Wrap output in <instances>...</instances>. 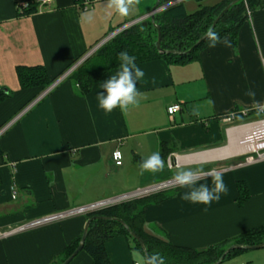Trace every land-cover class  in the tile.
I'll return each instance as SVG.
<instances>
[{
	"label": "crops",
	"instance_id": "0c3cea01",
	"mask_svg": "<svg viewBox=\"0 0 264 264\" xmlns=\"http://www.w3.org/2000/svg\"><path fill=\"white\" fill-rule=\"evenodd\" d=\"M156 1L139 0L121 17L107 7L108 0H92L86 11L72 0H54L48 10L29 15H18L15 0H0V92L9 96L0 103V128L42 91L21 90L16 67L42 66L54 78L111 32L146 19ZM223 1L182 4L192 14L200 6ZM135 64L144 77L136 82L137 103L127 110L106 114L98 107L102 82L82 95L73 79L66 78L0 135V264H50L82 234L87 219L86 213H77L16 230L19 227L141 184L173 180L181 168L221 173L227 195L205 212L203 205L181 200L185 189L172 185L162 190L165 201L144 208L148 234L203 249L264 226V159L227 168L237 163L241 152L229 144L230 134L239 139L235 127L246 119L224 121L236 111L264 105V9L249 13L235 44L224 37L184 65L162 59ZM173 105L180 109L169 115ZM164 146L169 150L162 158L164 169L155 175L143 171L140 162ZM116 150L120 165L112 159ZM132 167L139 168V175L127 185L124 174ZM201 182L210 183V178ZM238 186L246 196L241 204ZM104 247L110 264H142L143 255L132 250L123 235L106 240ZM91 262L80 251L69 264ZM220 264H264V248L245 250Z\"/></svg>",
	"mask_w": 264,
	"mask_h": 264
},
{
	"label": "trees",
	"instance_id": "16d2710c",
	"mask_svg": "<svg viewBox=\"0 0 264 264\" xmlns=\"http://www.w3.org/2000/svg\"><path fill=\"white\" fill-rule=\"evenodd\" d=\"M72 1L74 4L81 5L84 0ZM170 1L172 0H159L157 7L159 8ZM196 1L199 2L201 0ZM232 1L233 0H224L219 4L209 7L200 6L199 9L192 14H187L185 12L182 2L169 6L155 13L153 22L147 17L143 21L137 22L118 33L114 38L106 42L88 57L68 78L73 79L74 84L78 86L80 94L84 95L88 93L95 83L103 82L110 76V70L119 67L118 54L121 51H125L130 56H134L135 63L162 59L168 64L184 65L195 61L198 57V53L210 44L208 39L201 42L189 54H185V52L188 51L200 37L208 32L214 19L222 9ZM257 9H264V0H241L231 5L212 30L217 35V41L228 36L233 44H235L237 32L248 18V12L251 14ZM35 10V4L30 1L29 8L22 14L29 15L34 13ZM157 26L160 28L161 48L164 50L176 51L180 54L166 55L160 54L157 51L154 45L157 38ZM92 61L94 62L90 65ZM72 64L68 65L54 78H49L46 74V70L42 66L16 67V76L20 89L24 90L40 87L43 91L56 80L57 77L71 67ZM8 97V94L0 92V103ZM36 97H33L25 103L20 110ZM251 116L257 115L252 111L249 113L248 117ZM240 118L239 115L236 116L237 121L240 120ZM168 154L169 150L166 149L165 146L161 147V157L165 159ZM243 160V157H238L235 161L238 163ZM238 189L240 191L238 201L241 204L243 200L246 199V196L243 192V187L238 186ZM166 199L167 196L163 191H158L137 199L86 213L85 216L87 220L93 216H101L106 219L91 220L81 251L85 252L91 258V264H110L104 243L108 239L123 235L129 247L143 255L138 243L132 239L129 233L119 223V220L123 221L130 232L143 241L147 256L158 253L164 257L165 264H214L230 245H256L264 241V226L248 229L241 232L230 241L208 246L203 249L177 246L172 244L167 237L159 238L150 235L144 229V208L151 204L161 203ZM80 237L81 234L74 241L66 245L61 254L50 264H61V262L77 247ZM243 251L245 250H232L225 256L223 261Z\"/></svg>",
	"mask_w": 264,
	"mask_h": 264
},
{
	"label": "clouds",
	"instance_id": "9594fccd",
	"mask_svg": "<svg viewBox=\"0 0 264 264\" xmlns=\"http://www.w3.org/2000/svg\"><path fill=\"white\" fill-rule=\"evenodd\" d=\"M139 4V0H108L107 7L114 10L121 17L129 14L131 8ZM206 38L210 41L209 46L214 47L217 35L214 31L208 30ZM223 44L229 46V41L224 40ZM118 70L104 80L100 87L103 90L97 94L98 107L106 114L114 109L121 112L127 110L130 105L137 103L140 95L136 88V82L144 77V71L135 64V57L127 52L121 51L118 54ZM140 168L151 174H157L164 168V161L159 152H153L146 159L140 162ZM205 177L210 178V183L201 182ZM173 182L185 189L180 199L190 204L203 205L202 211L219 202L222 195H227L228 189L223 180L222 174L214 170L204 171L202 168H181L173 177ZM142 264H165V259L158 253L142 258Z\"/></svg>",
	"mask_w": 264,
	"mask_h": 264
},
{
	"label": "built area",
	"instance_id": "2783aa9c",
	"mask_svg": "<svg viewBox=\"0 0 264 264\" xmlns=\"http://www.w3.org/2000/svg\"><path fill=\"white\" fill-rule=\"evenodd\" d=\"M33 2L36 6V10L34 13H42V11H46L50 8V5L53 3L54 0H15V8L18 13V15H23L22 13L29 8V3ZM184 0H172L168 3H165L164 5L160 6L158 8V11H161L163 9L168 8L169 6H172L176 3L182 2ZM92 0H84L81 5H78L82 11H86L90 5ZM249 15V12H248ZM137 21L131 22L127 25H124L123 27L119 28L116 31L111 32L108 34L102 41H100L95 47L90 49L87 53L82 55L80 58H78L72 65L69 67L65 72H63L59 77L56 78L48 87H46L35 99H33L29 104H27L22 110L19 111V113L8 123H6L4 126L0 128V135L20 116L25 114L27 111H29L36 103H38L47 93H49L56 85H58L62 80L68 78L70 74L77 69L88 57H90L97 49H99L101 46H103L106 42L110 41L112 38H114L118 33L123 31L124 29L128 28L129 26L135 24ZM180 109L179 105H173L167 109L168 114L172 115L174 112L178 111ZM254 111L257 116L248 117L249 113ZM239 115L241 118L246 119L245 121L241 122L239 125L235 127V130L247 127V126H253L255 125L257 127L258 137L256 138V141L252 143V134L251 132L249 134H246L245 136H239V140L241 139L242 144L248 145L250 143L249 149L247 150H241V152L238 153V157H243L244 160L242 162H238L235 165H229L227 168H232L235 166H242L246 164H252L256 163L258 161H261L264 159V105L260 107H256L254 109L249 110H240L232 113L231 115L227 116L224 121L227 123H232L234 120V117ZM256 131V130H255ZM253 131V132H255ZM112 159L115 163V165L121 164V154L119 151H114L112 153ZM168 165L170 166V162L168 161ZM172 185H175L173 180L165 181L161 183H157L154 185H150L144 188H138L132 192H128L110 199H106L91 205H87L85 207H81L72 211H68L61 214L52 215L49 217H44L41 219H37L35 221H32L30 223H27L26 225H23L19 227L16 230L26 229L38 225H42L44 223H47L49 221H53L56 219H59L64 216L77 214V213H88L95 210H99L102 208H105L107 206L119 204L121 202L130 201L133 199H137L158 191H162ZM12 199L15 198V191L12 189ZM11 232V231H10ZM5 232L3 234L10 233ZM137 264V263H134Z\"/></svg>",
	"mask_w": 264,
	"mask_h": 264
},
{
	"label": "water",
	"instance_id": "95a60500",
	"mask_svg": "<svg viewBox=\"0 0 264 264\" xmlns=\"http://www.w3.org/2000/svg\"><path fill=\"white\" fill-rule=\"evenodd\" d=\"M241 0H233L231 3H229L228 5H226L222 11L218 14V16L214 19V21L212 22L209 30H213L216 23L219 21V19L227 12V10L230 8L231 5L239 2ZM158 3H159V0L156 1V4L154 5V7H152L149 15L147 17L150 18V20L153 22L154 21V14L157 13L158 11ZM156 30H157V38H156V41L154 43L155 45V48L157 49V51L160 53V54H173V55H176V54H180L176 51H172V50H164L161 48L160 46V28L157 26L156 27ZM206 33L200 37L197 42L188 50L185 52V54H189L196 46H198L201 42H203L204 40H206ZM94 219H106L104 217H101V216H93L92 218L88 219L84 225V228H83V231H82V234H81V237H80V241L77 245V247L74 249V251L66 258L64 259L61 264H69L71 262V260L82 250V247H83V242L85 240V237H86V234H87V230H88V226H89V223L91 222V220H94ZM109 220V219H108ZM119 223L124 227V229L129 233V235L132 237V239H134L142 253H143V257H147V253H146V248H145V245L143 243V241L138 237L136 236L135 234H133L132 232H130L129 228L127 227V225L119 220ZM264 248V242L262 243H259V244H256V245H238V244H233V245H230L223 253L222 255L220 256V258L214 263V264H220L223 259L225 258V256L227 254H229L232 250H238V249H243V250H258V249H262Z\"/></svg>",
	"mask_w": 264,
	"mask_h": 264
},
{
	"label": "bare ground",
	"instance_id": "6f19581e",
	"mask_svg": "<svg viewBox=\"0 0 264 264\" xmlns=\"http://www.w3.org/2000/svg\"><path fill=\"white\" fill-rule=\"evenodd\" d=\"M229 130H231V129H229ZM253 131H255V132H253ZM237 132H238V136H245L246 134H249L251 132L252 138H253L252 143H253L256 141V138L258 137L257 135H258L259 131L257 130V127L255 125H253V126H247V127L238 129ZM230 135H231L232 142H230L229 144L232 143L236 148H239L242 151L249 149L250 143L248 145H246V144L243 145L241 142L242 141L241 139L236 140L234 135H232V134H230ZM230 135H228V136H230ZM229 141H230V139H229Z\"/></svg>",
	"mask_w": 264,
	"mask_h": 264
},
{
	"label": "rangeland",
	"instance_id": "374dc122",
	"mask_svg": "<svg viewBox=\"0 0 264 264\" xmlns=\"http://www.w3.org/2000/svg\"><path fill=\"white\" fill-rule=\"evenodd\" d=\"M93 62H94V61H92V62L90 63V65H91ZM90 65H89V66H90ZM163 169H164V168H163ZM138 170H139L138 167H132L131 169L128 168V170L125 171L124 176H125V178H126V184H127V185L132 184L134 181L137 180V177H138V175H139V174H138ZM112 179L114 180V177H112ZM157 183H160V182H156V183H154V184H157ZM154 184H151V185H154ZM140 186H142V187H140V188H144V187H146V186H144V184H141ZM148 186H150V185H148ZM134 190H136V189L127 190L125 193L132 192V191H134ZM125 193H123V194H125ZM263 242H264V241H263Z\"/></svg>",
	"mask_w": 264,
	"mask_h": 264
}]
</instances>
